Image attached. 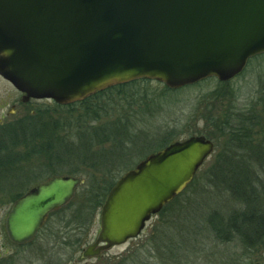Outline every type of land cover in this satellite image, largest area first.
I'll use <instances>...</instances> for the list:
<instances>
[{"label":"water","instance_id":"obj_1","mask_svg":"<svg viewBox=\"0 0 264 264\" xmlns=\"http://www.w3.org/2000/svg\"><path fill=\"white\" fill-rule=\"evenodd\" d=\"M262 53L264 0H0V77L25 100L67 106L141 79L173 90L211 77L224 82ZM213 151L205 137H191L125 172L82 257L139 238ZM81 184L53 177L19 199L5 221L10 241L31 243Z\"/></svg>","mask_w":264,"mask_h":264},{"label":"rangeland","instance_id":"obj_2","mask_svg":"<svg viewBox=\"0 0 264 264\" xmlns=\"http://www.w3.org/2000/svg\"><path fill=\"white\" fill-rule=\"evenodd\" d=\"M191 86L173 90L164 84L152 81L149 84L127 87L121 93L100 97L87 105L91 112L97 107L102 108L99 110V120L94 123H91L90 119L86 124L76 122V112L84 113L86 111L84 106L76 107L77 110L75 112L72 110L70 113L65 109L56 108L54 102L47 100L28 107L25 116H32V111H35L36 115L33 117H37L41 124L52 123L62 116L63 126L58 130L62 135L69 136L75 131L81 133L83 138L84 134L92 136L95 129L108 125L109 130L119 128L121 136L117 138V143L103 142L90 146L88 153L96 161H88L87 165L76 163L75 157L71 155V148H75V156L80 153L79 149H82L78 147L80 145L69 146L71 148L61 147L63 151L61 156L64 160L69 157L71 163L63 161L65 164H61L62 167L58 168V174L54 173V175L50 170L44 173L39 183L54 176H70L82 179L83 184L77 188L68 204L55 211L59 214L48 217V225L39 231L31 243L18 246L8 238L5 221L13 203H10V196L3 192L4 186L0 185V264H107L112 258L122 256L143 241L148 240L152 243L153 238L158 240V236L167 234L170 228L178 238L183 235V239L188 238V241L189 238L209 240L210 252L218 257L217 264H225L232 254H234L232 257H235V254L240 255L241 250L233 245L213 243L206 225L208 216L213 212L227 219L234 210L246 208L239 198L229 194V189L224 183L226 180L223 181L218 177L217 170H221L219 155L228 136H223L216 127L227 114H236L235 109L248 111L251 108L250 100L258 95L260 88L264 87V57L250 64L247 70L232 83L219 86L215 80H206L194 87ZM18 97L16 89L0 77V117L10 110L8 105L11 107ZM4 106L7 107L3 109ZM77 127L83 129L77 130ZM196 134L215 135V140L222 135V139L214 145L213 153L199 169L195 182L192 181L180 195L164 207L168 208L165 214H161V211L154 215L139 238L116 246L95 258L84 259L83 250L94 243L100 231V211L94 220L89 213H86L88 212L86 207L92 205L90 200L93 197L92 193L99 192L102 185L106 186L107 183L120 178L125 169L136 167L148 155ZM121 148L126 153H121ZM104 151L106 153L103 154ZM21 158L23 161L19 162L18 166L23 169L19 171L18 179L14 180V183L18 181L20 183L23 178L35 177L34 174L39 171L41 165L47 164L44 158L32 162L25 161V155ZM74 162L77 167L74 164L72 168ZM256 172L247 193L250 199L256 197L253 201H259L260 208L264 209V198L263 200L261 198V195H264V170L257 168ZM93 177L98 178V184L88 183ZM61 217L63 220L58 223ZM67 221L70 222L68 226ZM77 224H81V230H76ZM200 227L205 228L199 230ZM196 230L198 231L194 236V233L190 235ZM75 238L85 239L74 247L72 244L75 243ZM255 257L257 264H264V253L256 254ZM199 260L203 262V259L199 258Z\"/></svg>","mask_w":264,"mask_h":264},{"label":"trees","instance_id":"obj_3","mask_svg":"<svg viewBox=\"0 0 264 264\" xmlns=\"http://www.w3.org/2000/svg\"><path fill=\"white\" fill-rule=\"evenodd\" d=\"M150 82L152 81L136 80L97 92L83 102L65 107L55 105V107L65 109L70 113L72 110L75 112L77 110L76 107L84 106V109H86L84 113L76 112V122L78 124L83 122L86 124L90 119L91 123H94L99 120V110L102 108L97 107L91 112L87 105L92 101L114 93H121L130 86L149 84ZM196 85H193V87ZM250 103L251 108L248 111L235 109L237 111L236 114H227L226 118L221 119L216 127L220 131L219 133L223 136H228V140L222 146L223 150L219 155L218 162L221 163V170H217L218 177L223 181L226 180L224 183L229 189V194L237 199L239 198V201L246 206L242 210H234L227 219L217 212H213L207 218L206 225L210 230L213 243L217 245H233L242 252L240 255L235 254V257H232L234 255L232 254L225 264H257L258 262L255 260L256 254L264 253V209L260 208L259 201H253L256 197L250 199L247 193L252 186L251 179L257 174V168L264 170V87L260 88L258 95ZM63 120L64 118L61 116L52 123L41 124L37 117L29 115L22 120L0 127V185L4 186L2 188L3 192L8 193L6 191L7 186H11L14 183L13 181L18 179L19 171L23 169L18 166V163L23 161L21 156L25 155V161L27 162L41 161V158H44L47 164L41 165L42 167L38 169L39 171L34 174L35 176L43 177L44 173L50 170L53 171L52 174H58V168L62 167L61 164H65L63 161L70 162L69 157L64 160L61 156L63 152L61 147L80 145L78 147L82 149L77 147L80 153H77L76 156L74 155L75 148L69 147L71 148V155L75 157L76 163L81 162L87 165L88 161H96L88 153L90 146H95L98 143L102 144L103 142L117 143V138L121 136L119 128L115 127L109 130L108 125L95 129V133L92 136L84 134L83 138L80 135L81 133L78 134L75 131L69 136L67 134L62 135L58 130L62 128ZM79 128L80 130L83 129L77 127V130ZM224 132L226 134H223ZM207 137L213 138L215 135H207ZM121 149V153H126L123 148ZM21 153L24 155H21ZM74 164L75 162L72 163V168ZM75 167H77L76 164ZM131 169L133 167L124 171L127 172ZM79 170L81 169L79 168ZM118 179L111 181L109 184L107 183L106 186L102 185L98 190L99 192L92 193L93 197L90 199L92 205L90 204V206L86 207L88 210L86 213H89L92 220L101 210L107 195ZM97 180L98 178L93 177V180H89L88 183L98 184L99 181ZM17 183L19 186L25 185L22 181ZM10 198V203H14L19 198V194L11 195ZM261 198L263 200L264 195H261ZM167 210L168 208H164L161 214H165ZM56 214H59V212H53L49 217ZM62 220L63 218L61 217L58 223L62 222ZM69 223L67 221L66 225H70ZM47 225L46 223L45 226ZM77 225L76 230H81V224ZM204 228L200 227L199 230ZM197 231L190 233V235L194 233V236ZM158 237V240L153 238L152 243L148 240L141 242L122 256L112 258L111 262L109 261L107 264L219 263L218 257L210 252L209 247L211 245H209V240H193L189 238L190 240L188 241V238L183 239V235L178 238L171 228L170 232L161 234ZM84 239L75 238V243L73 242L72 246L77 247ZM199 258L203 259L202 263Z\"/></svg>","mask_w":264,"mask_h":264},{"label":"flooded vegetation","instance_id":"obj_4","mask_svg":"<svg viewBox=\"0 0 264 264\" xmlns=\"http://www.w3.org/2000/svg\"><path fill=\"white\" fill-rule=\"evenodd\" d=\"M262 55H264V53L261 54V55H257V56H254V57L250 58L247 61V64H246L245 68L243 69V71L241 73H239L237 76H235L232 79L228 80L227 82L220 81L218 78H215V77L209 78V79H206V80H215L216 84L219 85V86H221L224 83L225 84H228L230 82L232 83L234 80H236V78L241 76L247 70V68L249 67L250 64H252L255 61H258L259 59H261ZM259 66H261V64H259ZM261 78H263V77H261ZM206 80H203L201 82H204ZM201 82H199V83H201ZM199 83H197V84H199ZM8 84H10V83L8 82ZM16 91L19 94V97L12 103L11 107H10V105H8V108H10V110L7 113H3V115L0 117V121H1L0 127L4 126L6 121H7V123H12L14 121H19V120L24 119L26 117L25 116L26 115V109L28 107H32V105H34L36 103H39V101H44V100H36V99L25 100L24 94L19 92L18 90H16ZM47 101L51 102V100H47ZM251 101L252 100H250V102ZM52 103H53V101H52ZM53 104L54 105H58L56 103H53ZM71 105H73V104H71ZM59 106H61V105H59ZM67 106H70V105H67ZM6 107L7 106H4L3 109H5ZM63 107H65V106H63ZM35 115H36L35 111H32V116H35ZM201 136L205 137L206 140H209V141L213 142L214 145L216 144L217 141L220 142V140L222 139V135L218 137V140H215L216 136L213 137V138H208L207 135H205V134H196V135H193L192 137H201ZM208 159H209V157L207 158V160ZM207 160L205 161V163L207 162ZM204 164H203V166H204ZM54 177H57V176H54ZM32 178H35L36 180H33ZM51 178H53V177H51ZM39 179H42V177L39 178L38 176H35V177H31L29 179L23 178L20 181H22L23 184H25L26 186H19L18 183H12L10 188L7 187L6 191L8 192L7 193L8 195L11 196L13 194H16V195H17V193L19 194V198H17L15 200V202L12 204V206L19 199H21L22 197H24L28 193H30L33 189L37 188L38 186H40V185H42V184H44V183H46L47 181L50 180V179H48L47 181H45L43 183H39ZM12 206H11V208H12Z\"/></svg>","mask_w":264,"mask_h":264}]
</instances>
